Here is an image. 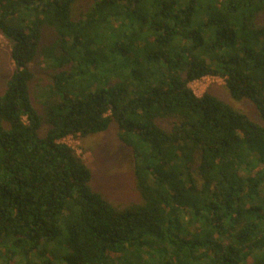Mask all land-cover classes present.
<instances>
[{
  "label": "trees",
  "instance_id": "obj_1",
  "mask_svg": "<svg viewBox=\"0 0 264 264\" xmlns=\"http://www.w3.org/2000/svg\"><path fill=\"white\" fill-rule=\"evenodd\" d=\"M0 33V264H264V0H0ZM207 76L258 118L197 96ZM112 125L123 208L63 142Z\"/></svg>",
  "mask_w": 264,
  "mask_h": 264
},
{
  "label": "rangeland",
  "instance_id": "obj_2",
  "mask_svg": "<svg viewBox=\"0 0 264 264\" xmlns=\"http://www.w3.org/2000/svg\"><path fill=\"white\" fill-rule=\"evenodd\" d=\"M51 38L45 43L50 44ZM11 43L0 33V89L4 88L7 79L13 74L15 64L11 59ZM31 68L38 73V80L33 85V98L36 106L43 108L49 95V83L43 78L46 68L41 56ZM190 87L197 96L211 93L226 102L242 109L252 119L258 118L257 113L249 100L234 101L227 90L226 81L220 77L207 76L194 81ZM161 124L170 129L168 122ZM84 160L92 171V188L102 193L116 207L123 208L131 203L140 202L141 196L136 189L133 178L132 151L125 147L117 137V129L111 126L104 133L89 137H68L63 140Z\"/></svg>",
  "mask_w": 264,
  "mask_h": 264
}]
</instances>
